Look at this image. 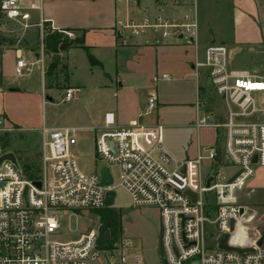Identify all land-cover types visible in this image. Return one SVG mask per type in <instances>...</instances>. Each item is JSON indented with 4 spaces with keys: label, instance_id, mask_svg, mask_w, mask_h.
<instances>
[{
    "label": "built area",
    "instance_id": "2783aa9c",
    "mask_svg": "<svg viewBox=\"0 0 264 264\" xmlns=\"http://www.w3.org/2000/svg\"><path fill=\"white\" fill-rule=\"evenodd\" d=\"M124 1L133 4L139 15L116 21L115 30L122 45L145 34L171 44L195 43V0ZM43 3L44 0H0V34L14 36V26L21 31L36 28L39 33L37 57L30 62L18 59L17 77L29 75L35 65L44 74L47 59L54 58L51 52L47 54L44 45L47 28ZM168 7L181 12L167 14L164 9ZM33 15H38L36 23L32 22ZM9 24L13 30H8ZM61 34L68 41L73 40L71 33ZM228 59V48L214 42L206 47L204 61L193 66L197 74L199 70L205 74L206 86L229 110L222 124L216 123L214 113L199 116L195 123L197 129H223L219 151L208 147L204 154L177 160L162 146L161 124L134 121L126 127H114L113 114H106L105 128L95 135L94 143L99 172L84 173L73 154L77 144L75 130L42 126V152L35 180L28 179L20 166L17 169L10 162L0 166V264H138L140 257L128 256L120 242L121 247L114 243L105 249L110 238L99 250V225L74 240H56L64 215L69 211L96 215L106 208V193L117 188L128 194L132 207L157 209L163 264H264V232L255 237L249 235L239 202V194L256 169L264 168V118L241 122L256 113L264 114V103L257 99L264 96V77L233 69ZM168 79L167 74L154 75L152 83ZM75 92L65 89L61 102L72 101ZM43 99L47 101L46 96ZM195 105L197 109L201 107L199 99ZM156 109V97L150 94L142 116L152 115ZM15 131L0 114V134ZM5 153L0 148V157ZM103 165L113 179L111 186L101 185ZM110 167L117 169L116 181ZM188 192L195 195V202ZM222 235H229L227 245L231 247L253 250L237 253L218 249L216 241ZM260 237L262 242L257 246Z\"/></svg>",
    "mask_w": 264,
    "mask_h": 264
},
{
    "label": "rangeland",
    "instance_id": "374dc122",
    "mask_svg": "<svg viewBox=\"0 0 264 264\" xmlns=\"http://www.w3.org/2000/svg\"><path fill=\"white\" fill-rule=\"evenodd\" d=\"M143 4H147V2L144 1ZM131 7H133V4H131ZM95 8L96 6L90 7L87 11L92 13ZM195 9L198 22L196 46L200 50L206 48L210 44V32H212L216 44H221L222 39L226 41L231 31V9L228 2L226 3L225 0H195ZM164 12L167 14H180L181 11L168 7L164 9ZM7 28L13 30V25L9 24ZM14 28L17 31L14 35L21 33V30L17 27L14 26ZM0 35L2 37L10 36L7 33ZM146 36L150 37L151 35L147 34ZM26 40L24 46L23 43L18 45L15 39H10L6 43L7 45H2L14 47L35 45L34 31L27 34ZM1 52L2 48H0V55ZM163 57L167 61L178 60L179 53L172 51L168 55L163 54ZM14 61L15 51L8 49L2 56V63L6 67L7 73H10L13 77L15 76L11 71ZM158 71V73H163L166 69L161 68ZM255 73L261 75L264 74V71L257 70ZM86 75L87 73L81 70L77 73L76 79H81ZM30 76L32 77L30 84L35 85L36 73H30ZM204 76L205 74L202 73L197 88L188 82L191 79L185 81L174 78L170 82H159L156 88L159 101H163L164 99L161 98L166 95L168 96L166 100L175 104L159 105L154 114L146 117L149 124L156 122L164 127L162 146L171 157L177 160L193 158L197 153L204 154L205 149L208 147L218 149L222 147L223 129L213 127L197 129L195 127L199 116L214 113L216 123L222 124L224 121L226 122L229 114L228 107L214 95L211 88L206 86ZM21 80L25 81L26 79ZM73 80L77 82L74 78ZM146 80L145 78L143 82L145 86H147ZM68 85L70 88H74L70 81L69 84L68 81H64L63 75L58 74L54 77L49 85L52 91L47 89V101L51 97L50 101L52 103L47 105L45 109L42 108L41 104H37L26 96H20L19 98L16 96L11 99L12 106L9 101L6 102L14 109L15 120L19 125L15 132L0 134V148L2 151L14 153L22 170L25 166L35 165L39 167L40 165L41 135L32 132L30 128L46 121L47 126L55 125L61 128L74 129L77 144L73 148V153L76 156L80 170L84 173L99 172L100 165L94 158V132L101 122L102 111L108 109L114 116L112 92L107 90L94 92L92 86H88L77 95L75 94L72 101L61 102L65 89L69 87ZM150 88H152V85H150ZM130 93L131 90H127L126 95L130 97ZM196 95L202 104L199 110L195 107ZM76 96L78 99H76ZM257 99L261 100L260 103H264L263 95H260ZM126 111H128V107L125 108ZM123 112L118 111L117 114L120 122L126 119V114ZM263 118V113H256L253 116L242 118L241 122H252ZM204 165H206L205 162ZM110 171L116 181L118 178L117 169L110 167ZM258 171L254 173L239 194V202L245 212L243 220L246 226L244 227L249 230V235L254 237L264 232V181L261 180L260 183L257 179ZM112 208L120 213L121 218V232L117 241L118 247H121L119 245L121 243L125 246V252L128 256L140 257L138 264H163L159 243V213L157 209L150 206L132 207L130 197L120 188L115 190ZM100 217L94 214L88 215L86 211H69L60 221V229L56 235V240L66 242L76 239L80 234L100 225ZM240 233L241 235L246 234L245 232Z\"/></svg>",
    "mask_w": 264,
    "mask_h": 264
},
{
    "label": "crops",
    "instance_id": "0c3cea01",
    "mask_svg": "<svg viewBox=\"0 0 264 264\" xmlns=\"http://www.w3.org/2000/svg\"><path fill=\"white\" fill-rule=\"evenodd\" d=\"M225 2H228L231 9V31L226 41L221 40V44L229 50V66L264 77V74L255 73L257 70L264 71V0H225ZM93 6H96L94 12L89 13L87 9ZM138 15L139 11L131 7V4H126L124 0H71L68 2L65 0H44L42 16L46 20L47 34L54 33L60 44L69 46L59 53L57 66L52 67L51 60L47 59L44 74H42L40 66L35 65L32 68L31 74L35 72L37 79L34 85L30 84L32 79L30 74L24 77L15 75V65L18 59L30 62L37 57L38 29L31 28L11 37H3L0 40V48H2L0 55V114L9 125L18 129L19 123L15 120L14 109L6 102L9 101L12 106L11 99L16 96L17 98L26 96L37 104H41L45 109L52 103L51 97L46 102L43 99L44 96L47 97V89L52 91L49 85L56 75L64 74L68 84L70 81L74 85V88H70L69 85L68 88L75 89L76 95L88 86H92L94 92L106 90L112 92L115 109L113 111L114 127H126L137 120L143 124L152 125L146 119L148 116H142L143 108L150 94L155 95L157 108L159 105L175 104L166 100L168 97L166 95L162 96L163 101H159L156 90L159 82L154 85L152 83L153 76L158 74L169 76L168 80L160 82H170L174 78L185 81L191 79L192 81L188 80V82L195 85L196 88L197 85L199 87L198 81L202 71L199 70L197 74L193 66L196 63H202L206 48L200 50L196 46V40L195 45L171 44L153 35L146 36L147 34L130 38L128 44L124 46L120 43L115 23L118 19L137 17ZM37 21L38 15H33L32 22L36 23ZM30 31H34L35 45L3 46L7 45L6 43L10 39H15L18 45L23 43L24 46L27 42L26 36ZM65 31L71 33L72 41H68L66 35L61 34ZM8 49L15 51V61L11 71L15 77L7 73L6 67L2 63V56ZM172 51H177L179 58L167 61L163 54L168 55ZM89 56L94 60V64L90 62ZM161 68L166 71L158 73V69ZM81 70H84L87 75L76 79L77 73ZM24 78L25 81H20ZM73 78L77 82H74ZM145 78L147 86L143 85ZM127 90H131L130 97L126 95ZM76 99H78L77 96ZM127 107L128 111L125 112ZM118 111L121 113L124 111L126 114V119L123 118L124 120L121 122L117 116ZM106 114H112V112L108 109L101 112V122L94 132V143L95 135L105 128L104 117ZM42 126L61 128L55 125L47 126V122L43 121L31 127L30 130L40 134ZM94 158L96 160L95 145ZM256 171H258L257 179L261 183V180L264 181V168H257Z\"/></svg>",
    "mask_w": 264,
    "mask_h": 264
},
{
    "label": "water",
    "instance_id": "95a60500",
    "mask_svg": "<svg viewBox=\"0 0 264 264\" xmlns=\"http://www.w3.org/2000/svg\"><path fill=\"white\" fill-rule=\"evenodd\" d=\"M2 38L3 37L0 35V40ZM210 43H214V38H213L212 32H210ZM44 45H45V48L53 54V57L56 60H59V53L61 51H64L69 46L68 44H60L59 41L56 40L54 33H50V34L45 35ZM218 151H219V149H218ZM216 159L219 160V154L217 155ZM4 162H10L17 169L19 168L17 158H16L15 154L12 152H7L0 157V166ZM254 162H255V159H254ZM100 175H101V185H103V186H111L112 185L113 179L109 173V169L106 166L103 165L101 167ZM233 179L234 178H232L230 181H232ZM34 184L37 187H40L39 182H35ZM187 194L191 197L192 201L195 202V199H196L195 195L191 194L189 192ZM114 199H115V191H113V190L108 191L105 195V207L106 208H112V206L114 204ZM231 229H232V223H231ZM109 238H110V234H109V230L107 229L106 225L100 224L98 227V238H97V242H96L99 250H102L103 244L105 242L109 241ZM228 239H229V235H222V236L218 237L217 241H216L218 249H223V250H227V251H235L237 253L251 252L253 250L252 247L245 248V249L231 247V246L227 245ZM261 242H262V237L259 238L256 245L257 246L261 245ZM103 256L106 257L105 254H103Z\"/></svg>",
    "mask_w": 264,
    "mask_h": 264
},
{
    "label": "trees",
    "instance_id": "16d2710c",
    "mask_svg": "<svg viewBox=\"0 0 264 264\" xmlns=\"http://www.w3.org/2000/svg\"><path fill=\"white\" fill-rule=\"evenodd\" d=\"M50 51L47 50V54H49ZM89 60L91 63H95L94 60L89 56ZM58 65V61L54 58L51 59V66L55 67ZM64 76V74H63ZM64 80H66V76H64ZM20 166V165H19ZM24 174L26 177L30 180H35L39 174V167H36L35 165L32 166H25L23 169ZM96 215L100 217V223L105 224L107 229L109 230L110 234V242L105 246V249H108L113 246L114 243H117L119 240V234L121 232V218L120 213H118L113 208H105L101 211L95 212Z\"/></svg>",
    "mask_w": 264,
    "mask_h": 264
},
{
    "label": "bare ground",
    "instance_id": "6f19581e",
    "mask_svg": "<svg viewBox=\"0 0 264 264\" xmlns=\"http://www.w3.org/2000/svg\"><path fill=\"white\" fill-rule=\"evenodd\" d=\"M114 119V118H113Z\"/></svg>",
    "mask_w": 264,
    "mask_h": 264
}]
</instances>
